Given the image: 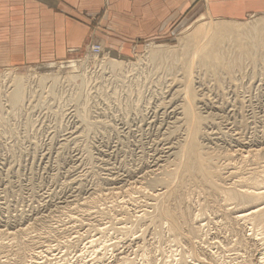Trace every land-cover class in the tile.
<instances>
[{"label":"rangeland","instance_id":"obj_1","mask_svg":"<svg viewBox=\"0 0 264 264\" xmlns=\"http://www.w3.org/2000/svg\"><path fill=\"white\" fill-rule=\"evenodd\" d=\"M200 15L116 47L91 17L86 43L53 55L42 31L28 39L22 13V45L0 46V83L37 76L19 109L0 98V264H264V224L237 219L264 199L229 196L264 191V14L205 15L236 24L213 31L214 61L196 51ZM152 43L173 53L149 62ZM102 57L133 66L122 74ZM74 60L90 78L80 90ZM53 74L45 92L37 79ZM188 136L195 147L181 154ZM162 191L178 230L156 216Z\"/></svg>","mask_w":264,"mask_h":264},{"label":"crops","instance_id":"obj_2","mask_svg":"<svg viewBox=\"0 0 264 264\" xmlns=\"http://www.w3.org/2000/svg\"><path fill=\"white\" fill-rule=\"evenodd\" d=\"M22 13L28 15L31 43L37 44L42 31L51 47L47 51L58 55L86 43L91 17H98L106 32L99 38L116 47L121 39L169 36L198 13L237 21L261 15L264 0H0V46L22 45Z\"/></svg>","mask_w":264,"mask_h":264},{"label":"bare ground","instance_id":"obj_3","mask_svg":"<svg viewBox=\"0 0 264 264\" xmlns=\"http://www.w3.org/2000/svg\"><path fill=\"white\" fill-rule=\"evenodd\" d=\"M205 15L206 14H201L198 18V21H200V24L199 26L194 30L196 31L195 34H197L196 36H198V34L200 33H203V37H202V40L201 41H198L196 46H197V52L199 51H205L206 52V59L207 61H214L217 59V57H214V55L218 52L216 50L218 45L217 43L214 42V39H213V31L215 29H218V28H223V27H235L236 24L234 23H231L230 21L227 22V23H221V24H215V22L211 21L210 20L208 21L207 18H205ZM209 18V17H208ZM260 28L256 27V30H258ZM188 34V33H187ZM189 36V35H188ZM216 36V35H215ZM191 43V45H190ZM189 45L192 46V42H189ZM184 47V46H182ZM181 47V48H182ZM189 47V46H188ZM254 48V47H253ZM173 49L174 48H169V49H166L164 47H162L161 45H158V44H155V43H152L150 45V48H149V51H148V57L146 58L147 61L151 62V61H154L158 56H169L170 54L173 53ZM259 49V47H258ZM192 51V50H191ZM195 51V52H196ZM194 52V54H196ZM198 54V53H197ZM97 56V55H96ZM98 57V56H97ZM100 58V57H99ZM104 58L101 62H103L102 65L104 66H107L109 67L110 69H113L114 71H117V72H120L122 74L126 73L129 69H130V66H133V64H131L130 62H124L123 60H118V59H115V58H107V57H102ZM96 59V57H95ZM98 59V58H97ZM91 60H94V59H91ZM218 60V59H217ZM75 61V60H74ZM79 61V60H78ZM144 61V59L141 60V62ZM100 62V61H99ZM62 63V62H61ZM69 63V62H68ZM72 63V62H71ZM228 63V62H227ZM53 65V64H52ZM51 65V66H52ZM101 65V64H100ZM136 65V63H135ZM87 65H85V60H82L80 62H74L71 67H73V74L71 75L70 79L72 80H81L82 82L77 84L78 86V89L80 90L81 87L85 86V84L87 85V83L89 82L90 78H88L89 74L87 73L86 71V67ZM138 66V65H137ZM46 67V66H45ZM71 69V68H70ZM130 71V70H129ZM57 74H53V75H40L37 79V85L40 87V88H48V84L46 85V82H47V78L51 79L52 81V86L54 84H57V82L59 81V78L56 76ZM37 76L36 75V72H33V73H29L28 75H16L15 74H7V79H6V82H8V85H3L2 83H0V98L1 97H5L7 102H9L11 104V108L14 110V109H19L23 104H24V101L26 99V95H27V92L28 90H31V84H33L32 82H36L33 79V77ZM71 82V80H70ZM10 83V85H9ZM73 83V82H72ZM189 85H190V82H189ZM9 86V88L7 87ZM34 86V85H33ZM51 86V87H52ZM50 89L48 88L47 91L45 92H48L51 91L53 92L54 89ZM33 89V88H32ZM188 90H189V87H188ZM79 93V92H77ZM188 93V92H187ZM78 96V94H77ZM76 96V97H77ZM75 97V98H76ZM2 100V99H1ZM1 105V103H0ZM187 105V104H186ZM185 107V105H184ZM193 108L192 106H187L186 107V111H192ZM184 111V110H183ZM194 113V111H192ZM185 113V112H184ZM192 114V113H191ZM194 115V114H193ZM191 115V116H193ZM195 117L197 115H194ZM193 117V118H195ZM198 117V116H197ZM192 118V119H193ZM197 119V118H196ZM199 120V118H198ZM196 121V120H195ZM189 137V136H188ZM191 137V136H190ZM189 137V141L188 143H186L185 145H183V147L181 148L182 150L179 152L181 154H186V153H190L191 150L195 147V140L194 138L190 139ZM187 141V139H186ZM180 143V142H179ZM245 152V151H244ZM253 152V151H252ZM175 155V154H174ZM232 155V154H231ZM181 156V155H180ZM228 156V155H227ZM256 156V155H255ZM178 157H179V154H178ZM181 160H182V163L184 162L183 160V156H181ZM189 157V156H188ZM198 157V156H197ZM199 158V157H198ZM201 158V157H200ZM200 158H199V161L200 162ZM180 158H178L179 160ZM190 159V157H189ZM247 159V158H245ZM180 160V162H181ZM192 160H194L192 158ZM203 161V160H202ZM207 161V160H206ZM190 163V164H189ZM189 166L192 168L193 166L196 165V163L193 164V161L192 163L190 162L189 160ZM210 163V162H209ZM184 164V163H183ZM202 164V163H200ZM199 166V165H198ZM197 166V167H198ZM207 166V165H205ZM209 166V165H208ZM180 167V166H179ZM178 167V168H179ZM177 168V170H179ZM200 168V167H199ZM202 168V167H201ZM207 168V167H206ZM153 171V170H152ZM176 171V170H175ZM204 171V170H203ZM168 173V177L169 178H165V179H157L155 181H159V182H164V183H167L169 182V179L171 177H174V175L176 176V174H174V172H171V171H167ZM177 173V171H176ZM252 173V172H251ZM262 173V172H261ZM178 175V174H177ZM201 175V174H200ZM254 175V174H253ZM251 176V175H250ZM258 176V175H257ZM261 176V175H260ZM203 177V176H202ZM256 177V176H255ZM251 180L253 179L252 177L250 178ZM173 180V178H172ZM249 180V179H248ZM253 180H257V178L253 179ZM262 180V179H261ZM154 181V182H155ZM243 181V180H242ZM241 181V182H242ZM259 181V180H258ZM247 182V181H246ZM254 182V181H253ZM251 183V182H250ZM171 186V185H170ZM243 189V188H242ZM163 190V189H162ZM166 191V190H165ZM165 191H162V193L159 192V194H155L153 196H155L158 201L159 199L162 201L160 202L159 204H156V216H160V217H165L166 219H168V225H169V228L171 230H178L179 227H180V220H179V217L178 216H175L174 215V211L171 210L170 208L168 207H165V204L163 202V199L169 194ZM229 196L234 198V199H245L246 197H252V198H256L258 200L260 199H264V191H261L260 189H257V191H254V192H251V193H248V192H245V193H237V192H233L231 191L229 193ZM250 199V198H249ZM248 199V200H249ZM156 201V202H158ZM152 208V207H151ZM258 218L260 222H262L264 224V201L259 203V204H256L248 209H245V210H242V211H238L237 212V219H241V220H245V219H251V218ZM255 222V221H254ZM202 227V224H200L198 227H194L192 230H191V233L192 234H195L196 238L198 237V233H199V230L201 229ZM93 243V242H92ZM2 245V244H1ZM0 245V247H1ZM108 250V249H107ZM95 252V251H94ZM39 256V255H38Z\"/></svg>","mask_w":264,"mask_h":264}]
</instances>
